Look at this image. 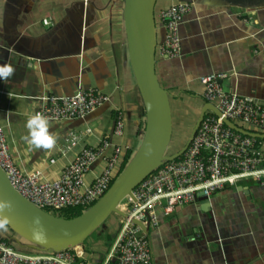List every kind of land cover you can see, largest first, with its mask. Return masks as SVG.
Listing matches in <instances>:
<instances>
[{
  "label": "crops",
  "instance_id": "0c3cea01",
  "mask_svg": "<svg viewBox=\"0 0 264 264\" xmlns=\"http://www.w3.org/2000/svg\"><path fill=\"white\" fill-rule=\"evenodd\" d=\"M178 2L192 5L180 28V57L158 54L156 65L170 97L197 107L199 116L206 103L199 79L226 73L221 84L227 93L264 106V0H158L159 44L165 30L157 16ZM123 12L124 0H0V65L14 68L11 77L0 80L5 93L0 125L22 170L42 171L54 181L83 147L103 140L134 147L143 104L129 62ZM80 90L98 91L111 102L85 120L49 122L56 138L51 149L30 144L26 123L38 114L40 98L70 97ZM118 111L125 122L122 139L114 135ZM252 132L264 135L263 129L252 127ZM72 136L78 138L75 148ZM104 167L100 158L87 184ZM209 201L178 207L169 216L157 211L159 226L149 234L154 264H264V187L243 181L214 192ZM122 231L105 224L96 238L76 248L80 261L114 262Z\"/></svg>",
  "mask_w": 264,
  "mask_h": 264
},
{
  "label": "built area",
  "instance_id": "2783aa9c",
  "mask_svg": "<svg viewBox=\"0 0 264 264\" xmlns=\"http://www.w3.org/2000/svg\"><path fill=\"white\" fill-rule=\"evenodd\" d=\"M191 8L190 3H172L158 14L165 37L157 45V55L168 59L180 57V28ZM44 23L50 25L46 20ZM227 77L222 73L199 79L204 88L205 102L215 106L232 122L239 121L264 130V106L254 98L227 93L221 84ZM1 94L5 93L0 91ZM40 102L38 114L49 122H61L85 120L110 103L111 97L94 90H80L70 97L43 96ZM114 135L118 139L125 136L124 116L120 111L116 113ZM260 140L237 133L227 127L222 118L208 112L181 159L164 164L147 177L134 191L136 201L130 197L126 199L128 203L123 211L129 217L123 218L125 224L116 259L106 264H154L149 236L134 221L150 229L157 228L158 210L169 216L176 208L198 201L200 193L209 199L218 190L236 187L249 180L264 187V143ZM69 143L75 148L78 138L72 136ZM132 150L130 145L112 144L108 140H103L97 147H83L61 176L50 181L42 171L28 173L15 164L0 125V167L19 194L45 211L90 208L108 192L120 174L124 157ZM100 158L104 160L105 167L89 185L86 176ZM56 160L52 159L50 163L54 164ZM75 250L30 253L0 239V264H85L80 261L81 254Z\"/></svg>",
  "mask_w": 264,
  "mask_h": 264
},
{
  "label": "water",
  "instance_id": "95a60500",
  "mask_svg": "<svg viewBox=\"0 0 264 264\" xmlns=\"http://www.w3.org/2000/svg\"><path fill=\"white\" fill-rule=\"evenodd\" d=\"M158 0H124V26L130 66L146 113V128L139 150L125 170L118 175L108 192L82 215L74 218L55 216L32 204L11 185L0 167V221L14 236L5 230L3 239L23 250L53 253L81 247L106 220L116 214L128 219L121 210L122 203L134 196L135 189L168 162L180 159L190 147L208 112L222 118L230 129L247 137L264 140V135L246 130L225 118L212 104L205 103L187 145L179 152L168 155L174 134V121L169 92L161 85L157 75V22ZM198 200L209 204L204 194ZM149 236L150 228L134 221ZM24 240L26 243H23Z\"/></svg>",
  "mask_w": 264,
  "mask_h": 264
},
{
  "label": "rangeland",
  "instance_id": "374dc122",
  "mask_svg": "<svg viewBox=\"0 0 264 264\" xmlns=\"http://www.w3.org/2000/svg\"><path fill=\"white\" fill-rule=\"evenodd\" d=\"M133 73V72H132ZM138 91V90H137ZM139 93V91H138ZM171 106H172V112H173V121H174V134H173V139L172 143L169 147L168 150V155H173L180 150H182L185 145H187L189 140V136L192 134L197 122H198V112H197V107L194 109L193 106H186L182 100H174L171 98ZM201 114V110H200ZM237 125L252 131V127L245 125L239 121H236ZM144 126V124H142ZM143 131V130H142ZM188 138V139H187ZM143 140V135L138 138V140L135 142L134 147H133V152L131 155V158L135 156L137 151L140 148V145ZM187 142V143H186ZM184 146V147H183ZM183 147V148H182ZM126 157V156H125ZM124 157V159H125ZM131 159V160H132ZM122 173V172H121ZM128 203V200H125L122 203V207H125L126 204ZM86 211V209H85ZM84 211V212H85ZM51 214L55 216H62L63 218H66L69 214H74L76 216L83 214V211L80 210H65V211H57V210H48ZM122 221V223H121ZM111 230H118L119 232L122 231L125 221L118 215L112 214L105 222ZM102 228L98 230L96 233H93L87 240L88 242H91L92 238H96L97 234L101 232ZM9 233V231L7 230ZM30 253H35L33 250H28Z\"/></svg>",
  "mask_w": 264,
  "mask_h": 264
},
{
  "label": "clouds",
  "instance_id": "9594fccd",
  "mask_svg": "<svg viewBox=\"0 0 264 264\" xmlns=\"http://www.w3.org/2000/svg\"><path fill=\"white\" fill-rule=\"evenodd\" d=\"M14 74V68L10 65H0V80H5ZM29 130V142L37 148L51 149L56 138L49 132V121L42 114L32 115L26 123Z\"/></svg>",
  "mask_w": 264,
  "mask_h": 264
},
{
  "label": "trees",
  "instance_id": "16d2710c",
  "mask_svg": "<svg viewBox=\"0 0 264 264\" xmlns=\"http://www.w3.org/2000/svg\"><path fill=\"white\" fill-rule=\"evenodd\" d=\"M134 76V75H133ZM135 79V78H134ZM135 85H136V81H135ZM142 117H144V122H143V124H144V126L142 125L141 126V135L140 136H142L143 135V133H144V131H145V128H146V113H145V109H144V107H142ZM199 118V117H198ZM143 130V131H142ZM190 137V136H189ZM188 139V138H187ZM188 141V140H187ZM262 143H264V140L262 141V140H260ZM187 143V142H186ZM184 147V146H183ZM182 147V148H183ZM132 152H133V150L132 151H129L128 153H127V155H126V157H125V159H124V162H123V164H122V168H121V171H120V173L121 172H123L124 170H125V168L128 166V164L130 163V161H131V155H132ZM181 159V158H180ZM179 160V159H178ZM155 173V172H154ZM114 183V182H113ZM113 183H112V185H113ZM111 185V186H112ZM111 188V187H110ZM93 206V205H92ZM86 210L88 209V208H85ZM85 209L84 208H75V209H69V210H80V211H85ZM65 211V210H64ZM47 212H48V210H47ZM50 213V212H49ZM80 215H82V214H80ZM80 215H78V216H80ZM60 217H62V216H60ZM74 217H77L76 215H74V214H69L66 218H74ZM0 226L1 227H3V229L5 228L6 230H8L9 231V234L11 235V236H14L15 234H14V232L13 231H11L10 229H9V227L7 226V225H5L4 223H2L1 221H0ZM4 229V230H5ZM5 230V231H6ZM96 233V232H95ZM5 236H4V234H3V232L0 230V239H3ZM7 242H9V239L7 238V239H5ZM22 242L23 243H26L24 240H22ZM14 248H16V249H18V250H23V249H21L18 245H16V244H11ZM25 251H28V250H25Z\"/></svg>",
  "mask_w": 264,
  "mask_h": 264
},
{
  "label": "bare ground",
  "instance_id": "6f19581e",
  "mask_svg": "<svg viewBox=\"0 0 264 264\" xmlns=\"http://www.w3.org/2000/svg\"><path fill=\"white\" fill-rule=\"evenodd\" d=\"M120 208H121V210H123V209H124V207H122V206H121Z\"/></svg>",
  "mask_w": 264,
  "mask_h": 264
}]
</instances>
